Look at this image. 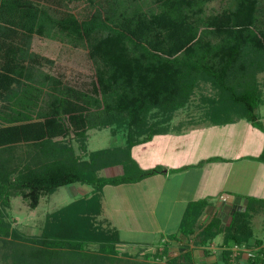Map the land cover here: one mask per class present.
I'll use <instances>...</instances> for the list:
<instances>
[{
  "label": "trees",
  "instance_id": "obj_1",
  "mask_svg": "<svg viewBox=\"0 0 264 264\" xmlns=\"http://www.w3.org/2000/svg\"><path fill=\"white\" fill-rule=\"evenodd\" d=\"M42 1L0 0V241L10 249L3 260L160 264L147 259L168 255V264H174L179 256L169 255L168 241L182 236L206 246L220 235L222 264H232L235 246H253L242 264H264L262 240L252 228L253 215L264 213L262 197L242 196L244 207L233 209L226 222L216 211L201 220L206 198L188 203L177 233L164 238L160 254L144 253L143 260L117 257V229L95 221L105 185L134 183L163 171L161 165L140 167L131 155L135 145L189 124L219 126L239 119L264 135L256 112L263 94L258 75L264 73V0H227L219 11L209 12L213 0H104L97 5L65 0L86 2L89 8L58 16ZM34 34L86 47L93 73L71 81L55 67L43 68L30 49ZM203 86L211 93L199 96V121L190 117L173 123ZM106 127L113 135L125 130L124 143L82 157L88 131ZM249 158L264 162V136L260 153ZM217 159L227 160L205 161ZM116 165L122 167L120 174L98 175ZM73 183L91 186L90 195L49 212L40 234H20L6 218L12 196L35 208L41 196ZM180 258L182 264L192 262L191 250Z\"/></svg>",
  "mask_w": 264,
  "mask_h": 264
},
{
  "label": "rangeland",
  "instance_id": "obj_2",
  "mask_svg": "<svg viewBox=\"0 0 264 264\" xmlns=\"http://www.w3.org/2000/svg\"><path fill=\"white\" fill-rule=\"evenodd\" d=\"M93 1H95L94 4L97 5V3L103 2L104 0ZM226 2L227 0L211 1L207 6V12L219 11L223 6L226 5ZM41 4L45 5L46 7H49V11L53 13V15L57 16L65 12H72L76 15H79L82 12H85L87 8H89L88 3L81 1L69 3L65 0H43ZM30 49L33 54L40 56L41 66L43 68L55 67V70L64 74L68 80L72 81L75 80L77 77L91 75L94 71L93 62L88 55L87 48L84 46H72L62 39L45 38L34 34L31 40ZM258 77L259 83H261L263 88V94L262 104H260L256 108V112L258 113L260 121L264 126V73H260ZM201 93L210 94V87L203 86V88L200 87L199 89H197L189 105L176 112L173 119V123L187 121L190 117L194 118V121H199L202 113V110L199 106V96L201 95ZM204 124L206 123H203L202 125ZM189 126L190 124L188 125V127ZM124 135L125 130L123 129L117 132L116 135L111 134L109 127L101 129H91L88 131L86 153H81V156L86 157L90 151L98 150L101 148L122 145L125 140ZM263 136L264 135L262 131L255 127H252V125L245 119H239L231 124L219 125L218 127L214 125H207L205 127L204 133L200 134L197 141L194 139V142L190 139L191 137H189L188 139L183 137L182 139L184 141L175 138L173 141L174 143H177V145L179 142L182 143V145L185 144V147H187L186 152L189 151L186 159H182L183 162H187V172L186 174L182 173L178 174L177 176L175 174L172 176L170 175V177L172 178H168L167 180H165L161 196L157 195L156 198V203L158 207H156V210L159 217L158 221L162 220V215L164 212L163 209L167 207V209L169 210V206L174 205V198L183 197L185 200H183V202L186 203L184 208L186 209V198L187 196L190 197L192 189L195 186L198 173L200 170H202V168H207L208 172L216 174V178L220 179L219 181H217V183L219 182V187L233 190V193L231 195L238 194V197L250 195L254 197L264 198V162H259L257 160H246L248 158L243 159V161L240 159L235 163L234 166H231L232 168L226 176V171H228L230 165L224 164V160L217 159L209 162L205 161V159L213 156L221 158H234V156H236L238 153L246 154L245 156L247 157L250 155L256 156V152H258V150H261L263 144ZM253 137H255V141L253 140ZM250 138L251 142L248 141ZM177 145L175 144L176 147ZM75 149L77 153H80L77 150L76 146ZM165 158H170V155L165 154ZM144 159L148 160L149 162L158 160L157 157L151 154H149L147 157H143L141 160ZM214 165L217 166V169L214 167ZM121 172L122 167L120 165H116L100 170L98 172V175L112 176L120 174ZM205 180L208 183L210 181V179L207 180V175L205 176ZM217 183H215V185ZM78 185L79 184L77 183H73L69 185L60 186L53 193L41 196L39 199V203L35 208L29 207V205L26 203V201L23 200L22 197L12 196L10 198L9 206L5 210L6 218L11 222V226L16 228L20 234L26 236L38 235L40 234L42 226L44 224L45 216L49 212H52L58 209L59 207L69 203L70 201L83 196L77 191V188L79 187ZM175 186L182 188L183 192L181 191V193L178 194L174 192L173 194ZM113 189H118V192H121L120 188ZM107 190L108 188H103V191L105 192V200H107L108 202H112V200L109 199L110 195L112 194L109 193L107 195ZM127 193V195H130L129 191H127ZM215 198L218 199L217 197ZM206 199L207 202L212 205V207L207 209L204 216H210V214L214 210L219 214L223 221H228L231 208L217 209L218 205L216 200L213 199V197H207ZM114 202L116 203L117 201L114 200ZM190 202L192 201H189L188 203ZM164 203L166 204L165 207ZM146 210L148 211V209ZM183 213L181 214V217ZM173 216L174 214H171L170 218L172 217V219L168 220V222L166 223H161V225L159 226L171 230H173L172 228H178V222L180 221L181 217H179L178 220L177 218H173ZM204 216L202 218H204ZM147 217L148 212L146 214V218H144L143 221V225L144 227H146L143 231L128 234L123 231L120 232V236L122 238H126L128 240H135L140 243V245H138V249L141 251L143 250V252L137 251V248L130 247V245H125L117 248V257H126L124 259H127V261H131L134 259L143 260L144 253L153 254L154 252H158L160 254V250L163 247V244L166 242H163V240L161 241V235L163 234V236H165V233L156 232V228L158 227H156L155 223L150 222L152 219H149ZM100 220L102 219H95L96 222L101 224ZM101 226L105 228L110 227L107 223H104V225L101 224ZM252 228L254 236L261 238L264 243L263 212H259L253 215ZM220 239H213L211 242H209L206 245L209 247L208 250H204L206 248H202L199 245L192 244L193 246H191V240L189 242L183 241L182 243L184 245H176V243H173L171 249H169V255L171 257L179 256V262H175L174 264H182L183 258H180L179 252L182 251L185 245H187L186 248L191 249L193 251L194 257L193 261L189 264H203L202 262L205 259V264H209V261L211 260L216 261L217 264H222L221 249L218 244ZM147 247H149L150 249ZM88 248L89 250H93L96 248V245H89ZM244 248L250 251L253 249V246H244L241 247V250H238V247H235V251L238 250L244 252ZM9 250V248L5 247V243L0 241V264H11L9 260L5 261L2 258L3 252ZM242 257L243 256H240L238 259ZM168 258V255H165L162 258L149 257L147 261L151 263L158 262L160 264H168ZM238 259L235 261L237 264H239Z\"/></svg>",
  "mask_w": 264,
  "mask_h": 264
},
{
  "label": "crops",
  "instance_id": "obj_3",
  "mask_svg": "<svg viewBox=\"0 0 264 264\" xmlns=\"http://www.w3.org/2000/svg\"><path fill=\"white\" fill-rule=\"evenodd\" d=\"M207 125L208 124H204V125L194 124V125H190L189 127L187 126L188 128L184 127L180 132L170 131L165 134H158V135H155L150 141L144 142V143H141V144H138L132 147L131 155L137 161L140 167L150 168L155 165L161 164L163 165L162 166L163 171L161 173L148 176L134 183H125V184L111 185V186L109 184L105 185L103 188H108L107 195L109 193L112 194L109 197V199H111L112 202L111 201L108 202L107 200H105V197H104L105 192L103 191V188H102L101 209H100L98 216H96V219L97 220H99V218L102 219L100 220L102 225H104V223H107L110 227L117 229L119 233V237H120V243L117 244V248L120 246L130 245V247L137 248V251L143 252V250L141 251L138 249V245H140V243H138L135 240H128L126 238H122L120 236V232L123 231L126 234H128V233H135V232L143 231L146 228L143 225L144 224L143 221H144V218H146L147 212H148L147 218L152 219L150 222L155 223L156 227H158L156 228V232L165 233V236H163V234L161 235V238H162V239L160 238L161 241L162 240L163 242L166 241L164 238L167 235L171 233H177L178 228H175V229L172 228L173 230H171V229L162 228L159 225H161V223H166L168 222V220L172 219V217L170 218L171 214H174L173 218H177L179 220V217H181V214L183 213L185 209L184 207L186 203L183 202L184 198L183 197L174 198V202H173L174 205H170L169 210L167 209V207H165L166 204L164 203V207L166 210L163 209L164 212H163V215H162L163 217L161 221H158L159 217H158V213L156 210V207H157L156 198H157V195L161 196V193L163 191L162 190L163 184L165 180H167L168 178L170 179L172 178L170 177V175L172 176L175 174L177 176L178 174H182V173L186 174L187 172V162H183L182 159H186L189 151L186 152L187 147H185V144L182 145V143L179 142L177 145V143H174L173 142L174 139L177 138L178 140L184 141L182 139L183 137L187 139L191 137L190 139L193 142H194V139L197 141L200 134L204 133L205 127ZM122 140H123V137H122ZM253 140L255 141V137H253ZM248 141L251 142V138ZM175 144L177 145V147L175 146ZM260 151L261 150H258V152H256V155H258ZM149 154L157 157L158 160L153 161V162H149L146 159L141 160L143 157H147ZM165 154L170 155V158L168 159L165 158ZM245 155L246 154L238 153L236 156H234V158H225L227 160L224 161L223 163L230 165L228 171H226V176L230 172V169L232 168L231 166L232 165L234 166L238 160L241 159L243 161V159L245 158H248L246 160H249V161L254 160V159L249 158L250 156H253V155H250L248 157ZM214 167L217 169L216 165H214ZM206 175H207V180L210 179L209 183L206 182L205 180ZM216 177H217L216 174L208 172L207 168H204V169L202 168V170H200L198 173V177L196 179L195 186L192 189L190 197L187 196L186 198L187 204L189 201H195V200L202 199V198H207V197L212 198L213 197V199L216 200L217 202V205H218L217 209L231 208V211H232L235 208L244 207L245 199L242 198V196L238 197V194L231 195L233 193V190L219 187V182L217 183V181H219L220 179L219 178L217 179ZM215 183L217 184L215 185ZM78 186L79 187L77 188V191L80 194H82L83 196L90 195L91 190H92L91 186L84 185V184H79ZM113 188H120L121 192L120 191L118 192V189L115 190ZM122 188H125V189H122ZM127 191L130 192V195H127L128 194ZM181 191H182V188L175 186L173 194L174 192L177 194L181 193ZM215 197H217L218 199H216ZM114 200H116L117 202L115 203ZM182 202H183V205H182ZM211 207L212 205L208 202L204 208L203 213L200 215V218H202L205 212L207 211V209ZM146 209H148V211ZM207 217L208 216H204L202 220ZM179 223L180 221L178 222V224ZM220 238H221L220 235H218L215 238V240L220 239ZM183 241L189 242L190 240L181 236L179 237V239H172L168 241V247L169 249H171V246L173 245V243H176V245H179V244H183L182 243ZM190 244L191 246H193L192 243ZM218 244L220 246V241ZM186 246L187 245H185V247L182 249V251L179 252V254L187 250H191V249H187ZM262 246L264 247L263 241H262ZM201 247L206 248L204 250L209 249L208 246H201ZM220 249H222L221 246H220ZM235 250H236L235 247H233V253H232L233 263L232 264H235V261L238 259L237 256L239 257L243 256L242 258L238 260H239V264L244 263L249 250L245 249L244 252L238 251V250H241V247H238L237 251ZM191 253L193 256L192 250H191ZM237 253L239 255H237ZM205 260L202 262L203 264H205L206 262ZM214 262L216 261L211 260L209 261V264H213Z\"/></svg>",
  "mask_w": 264,
  "mask_h": 264
},
{
  "label": "built area",
  "instance_id": "obj_4",
  "mask_svg": "<svg viewBox=\"0 0 264 264\" xmlns=\"http://www.w3.org/2000/svg\"><path fill=\"white\" fill-rule=\"evenodd\" d=\"M235 247H237V246H235Z\"/></svg>",
  "mask_w": 264,
  "mask_h": 264
}]
</instances>
